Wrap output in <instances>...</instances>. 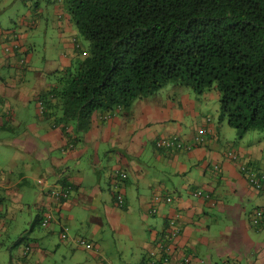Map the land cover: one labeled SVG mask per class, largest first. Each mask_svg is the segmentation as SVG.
I'll return each instance as SVG.
<instances>
[{
  "label": "crops",
  "instance_id": "obj_1",
  "mask_svg": "<svg viewBox=\"0 0 264 264\" xmlns=\"http://www.w3.org/2000/svg\"><path fill=\"white\" fill-rule=\"evenodd\" d=\"M24 2L28 7L27 13H20L17 21L11 16L8 28L0 26V71L7 68L16 70L10 81L0 74V126L11 130L16 136L11 139L13 148L17 149L21 143L24 147L22 153L27 157L25 172L19 173L15 184L11 185L10 177L6 179L5 174L1 175L0 189L4 190V198L11 200V188L27 183L28 171L42 169L45 176H55L56 182L45 191L49 181L43 175L37 179V186L44 196L41 206L54 205L52 191L58 190V181L65 178L74 190L59 210L83 204L90 213L93 222L87 225L91 232L89 238L96 247L86 253L92 264H102L103 257L113 264H143L147 252L159 250L161 233L170 219L178 217L177 213H180L177 224L181 231L170 242V264H176L185 255L196 256L208 264H264V224H256L251 219L255 208H264V190L256 191L243 171L251 165L264 173V152L258 148L259 141L253 142L252 148H246L245 141H242L243 146L234 147L221 138L216 117L207 113L210 106H205L200 99H193L192 94H198L188 88L181 98L171 97L168 91L173 85L158 103L157 99L150 101L147 97L143 101H135L139 102L137 110L128 113L129 116L115 113L103 118L108 123L101 122L97 116L87 132L75 131L73 124H69L67 129L64 125L53 126L39 108L40 94L51 85L41 77L33 76L32 65L25 68L20 65L22 55L25 53L26 57H31L35 48L23 37V31L29 30L27 26L36 20L28 0ZM10 4L11 1L0 0V18ZM14 7L11 11L15 10ZM14 23L15 28L12 27ZM68 32L76 35L70 21L60 29L61 39ZM75 39L64 40L68 53L54 59L52 66L47 68L49 72L60 71L69 65L71 56L75 54ZM15 41L19 42L20 50L11 54V51H6V46ZM11 80L20 85H11ZM204 95L210 96L211 101L216 98L213 92ZM17 96L25 105L28 101H36L40 112L39 124L30 123L26 117L17 118L12 106ZM214 109H217V104ZM208 117L218 136L214 139L207 137L205 145L180 153L156 146L157 140L175 135L193 139L199 128L208 126ZM41 122L44 124L43 132L39 131ZM91 141L96 144L92 146ZM91 150L94 154L90 153ZM90 154L91 158L97 155L94 160L90 158L92 165L89 166L96 174L95 179L87 181L81 176L76 177V183H73L74 178L67 176L69 166L66 168V165L72 160L80 163ZM29 156H32L33 163ZM117 171L127 174L124 206H118L114 197ZM2 182L6 185L1 186ZM195 188L212 194L214 199L194 196L192 191ZM170 194L175 198L172 203H166L163 196ZM156 196H160L162 201L155 202ZM18 197L16 200L21 201L24 196L19 194ZM4 206L5 210L0 212V231L6 227L8 205ZM151 208L156 209L155 214H151ZM66 215L45 230L61 234L66 227H71L70 218ZM152 218L146 229L144 225ZM79 222V228H82L84 224L81 220ZM140 228L142 232L139 235ZM35 229L30 227V231ZM76 234L71 239L62 240L70 249L80 248L75 243L79 233ZM34 240L36 242L29 244L31 251L18 257L17 264H33L34 260L40 264L48 258L50 251L41 247L37 238ZM113 253L117 262L111 258L115 256Z\"/></svg>",
  "mask_w": 264,
  "mask_h": 264
},
{
  "label": "trees",
  "instance_id": "obj_2",
  "mask_svg": "<svg viewBox=\"0 0 264 264\" xmlns=\"http://www.w3.org/2000/svg\"><path fill=\"white\" fill-rule=\"evenodd\" d=\"M61 2L70 23L89 46L76 39L75 61L72 58L69 65L54 72L56 82L39 96L41 114L53 126L64 125L67 129L73 124L75 131L87 132L95 112H105L108 117L116 110L128 111L136 100L176 82L199 96L216 94L218 121H227L238 138L243 139L251 130L264 132V0ZM35 6L39 7V1ZM207 121L208 126L199 128L205 132L201 141H197L198 129L191 140L175 135L157 140L156 146L178 153L191 152L196 146L205 145L207 137L218 136L210 126L211 118ZM165 139L172 145L158 144ZM243 169L252 187L263 191L264 173L251 165ZM115 178V201L124 206L127 174L117 171ZM58 182V197L52 191L55 204L40 208L32 219V230L47 229L62 219L59 207L68 201L74 187L65 178ZM199 191L201 194L196 195ZM192 193L213 198L198 188ZM166 197L170 198L169 203L175 198L164 195L165 202ZM177 215L173 217L174 224L170 219L161 233L159 253H169L173 232L178 229L179 235L181 231L177 224L180 213ZM251 219L264 224V208H255ZM68 230L66 227L62 232L63 239L69 238ZM83 239L87 240L78 236L76 246L80 247ZM95 247L93 243L92 249H86ZM184 257L192 264H208L196 256ZM149 259L151 253L147 252L143 264H148ZM108 263L113 264L103 257L102 264ZM156 264H163L161 256Z\"/></svg>",
  "mask_w": 264,
  "mask_h": 264
},
{
  "label": "rangeland",
  "instance_id": "obj_3",
  "mask_svg": "<svg viewBox=\"0 0 264 264\" xmlns=\"http://www.w3.org/2000/svg\"><path fill=\"white\" fill-rule=\"evenodd\" d=\"M9 1H11V4L8 10L0 18V26L2 25V28L9 27L11 16L17 21L20 13L26 14L28 10V7H26V3L24 2V0H7V2ZM37 1H39V7L36 8L35 3ZM61 1L62 0H28V5L32 11L34 19L36 20H34L32 24H29V26H27L29 30L23 31V37L27 38L35 48L31 53V57H26L25 53L22 55L21 59H24L26 62L24 64L20 63V65L24 68L27 67V65H32L34 67V72H32L33 76L36 75L39 78L41 77L44 81H48L51 86L54 82H56L57 76H55L54 73L49 72L47 68H50L52 66L54 59L56 60L61 55L68 53L67 48L64 46V40L66 41L76 38L80 44H83V46H86L87 48L89 46V42L78 33L75 27H73V29L76 35H72L68 32L66 33L65 37L61 39L59 31L70 21L69 15L64 12ZM13 6H15V10L11 11V8ZM30 25L34 27H30ZM12 27L15 28V23L12 25ZM17 32L20 33V31L18 30ZM71 57L75 61L74 54ZM15 71L16 70L14 68H7L1 70L0 74L10 81L11 75L14 78L13 73H15ZM24 83L28 85L27 80H25ZM11 85L18 86L20 84H17V82L11 80ZM170 85H173V88L168 91V89H170L171 87ZM167 91L171 97L181 98V95L187 91V88L176 82H170L161 90H159L157 94L153 96L151 95L150 97H147V99H149L150 101H154L157 99L156 102L158 103V101L162 100L164 96H167ZM18 97L19 96L14 99L12 104L17 114V118L19 119L26 117L27 119H29L30 123L34 122L35 125L39 124V122L41 121L39 116L40 112H38L39 109L36 101H28V104L25 105L23 101H20L21 99H19ZM192 97L193 99H200L202 103H205V106L206 104L210 106V109L207 110V113H211L214 118L216 117L218 132L220 133L222 139L231 142L236 148L239 146H243L242 141H245L246 148H252L253 142L259 141L258 148H262L264 152L263 131L251 130L243 137L242 140V138H238L237 131L229 126L227 121H218V109H214V106L217 104L216 100L211 101V97H206L205 95L195 96L194 94H192ZM158 98L160 99L158 100ZM140 100L143 101L145 100V98L139 99L138 101ZM137 103L139 102L133 104V106L128 111L121 112L120 110H116V114H114L129 116L128 113H132L133 111L137 110ZM97 116H99V119L102 122L105 121L103 118L107 116V113L100 111L95 112L92 115L91 120L95 119ZM105 123H108V121H105ZM43 125L44 124L41 122V125L39 127L40 132L44 131ZM12 137L16 136L11 132V130L4 129L2 128V126H0V181H3L1 175L5 174L6 179H8L9 177L11 178V185L15 184V182L19 180V173L25 172V165L27 161L25 160L27 157H24V154L22 153L24 147L21 143L16 146L17 149L13 148L11 141ZM91 143L92 146L96 144L94 141H91ZM101 149L104 150V147H101ZM18 151H20V153ZM90 153L94 154L92 150ZM91 154L84 157V159L80 163H78L77 160H72L69 161V163L66 165V168L69 166L67 176H72L74 178V180H72L73 183H76V177L81 176L86 177L87 181H93L95 179L96 174H94L92 172L93 170L89 167L92 165L90 161ZM29 157L31 158L32 156ZM95 157H97V155L94 156V158ZM94 158L91 159L94 160ZM32 161L33 159L31 158L30 162ZM47 163L48 162H46L45 164ZM27 175V183L11 188V200L4 198V190L0 189V200L2 201L3 211L6 207L4 205H8V212L6 211V227L0 231V264H2L3 262H6L7 264H17L18 257L21 258L25 253L31 251V247L28 245L36 242L34 238H37L39 240V244H41V247H45L50 251L48 253V258L40 262V264H92L90 263V257L86 253L87 249L81 246L80 248L70 249V247H68L63 242L66 239H62V233H50L48 232V230L46 231L42 228H36L34 231H30L32 219L34 218V216H36V214L42 207L41 201L44 198L42 194L43 191L40 192L36 181L40 176L43 175L45 179L49 181V185L45 188V191H47L50 189L51 183L56 182V177L51 175L45 176L42 169L34 172L28 171ZM3 185H6L5 182L1 183V186ZM19 194H22L24 196L23 200L21 201L16 200L19 199ZM203 197L207 196L203 195ZM62 210V215L64 216L65 214H67L71 221V227H68L69 230L67 232L69 238L71 239L75 235H77L76 233H79L78 236H81L83 238L85 237L91 242L89 238V236H91V232L87 225L88 223L92 224L93 220L90 217V213L87 211V209L84 208L83 204H80V206L75 205L72 209L65 207ZM79 220H81L84 224V228H79ZM152 220L153 218L149 219L146 222L147 224L144 225L146 229H148L147 225ZM141 232L142 228H140L139 230V235L141 234ZM49 237L50 243L47 241ZM119 248L120 247L118 246V249ZM115 251L117 252L118 250ZM115 254L113 253V255ZM111 258H113L116 262L118 260L116 258V255L112 256ZM32 263L37 264L35 260L32 261Z\"/></svg>",
  "mask_w": 264,
  "mask_h": 264
},
{
  "label": "built area",
  "instance_id": "obj_4",
  "mask_svg": "<svg viewBox=\"0 0 264 264\" xmlns=\"http://www.w3.org/2000/svg\"><path fill=\"white\" fill-rule=\"evenodd\" d=\"M18 50H20V44H19V42H14V43H11V45H8V46H6V51H11V54H15ZM26 61L24 60V59H21L20 60V63L21 64H24ZM205 132H204V129L202 128V129H199V133H198V136H197V141H201L202 139H203V134H204ZM158 144L159 145H163V146H171L172 145V142L171 141H169V140H167V139H165V140H162V141H159L158 142ZM165 144V145H164ZM197 194H201V192L199 191V192H197L196 193V195ZM53 195L55 196V197H58V195H59V191H57V190H54L53 191ZM170 197V196H169ZM169 197H166V202L167 203H169V201H170V198ZM208 197V196H207ZM156 198V200H155V202H159L161 199V197L160 196H156L155 197ZM119 199H121V197H119ZM3 210V205H2V203H0V212ZM150 212H151V214H155L156 213V209H154V208H151V210H150ZM260 215V213H258V216ZM57 217V216H56ZM257 220H258V218H257ZM174 222H175V220L174 219H172V221H171V223L172 224H174ZM177 231H178V229L177 230H175L174 232H173V235H172V237H171V240L174 238V236L177 234ZM81 246H83V247H85V248H87V249H92L93 248V243H91V242H88L87 240H85V239H83L82 241H81ZM150 253H151V260L150 261H148V264H156V260L157 259H159L160 258V256L162 257V260H163V264H170V255H169V253H170V251H169V253H159L158 251H156V250H152V251H150ZM190 260H189V258H185V257H182V258H180L178 261H177V263L176 264H190ZM108 264H111V263H108ZM191 264H192V262H191ZM194 264V263H193ZM198 264H204L202 261H198Z\"/></svg>",
  "mask_w": 264,
  "mask_h": 264
}]
</instances>
